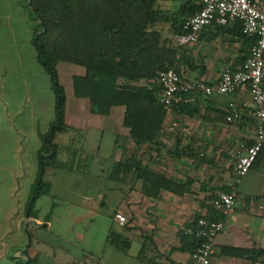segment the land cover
Returning <instances> with one entry per match:
<instances>
[{
  "label": "crops",
  "instance_id": "crops-1",
  "mask_svg": "<svg viewBox=\"0 0 264 264\" xmlns=\"http://www.w3.org/2000/svg\"><path fill=\"white\" fill-rule=\"evenodd\" d=\"M184 2L157 0V7L175 13ZM157 25L168 35V23ZM238 26L205 27L196 43L179 47L172 39L180 79L212 85L224 70L240 69L248 48ZM37 29L28 0H0V264H189L193 248L183 241V230L194 225L195 215H208L217 191H233L237 204L230 213H214L223 227L211 263L264 264L263 255L252 262L222 253H264V146L244 176L237 179L232 169L239 146L254 138L247 88L195 95L187 112L170 108L156 143L137 146L122 127L124 108L90 114L88 100L76 98L72 89V78L82 77L84 68L65 63L60 70L58 62L66 129L53 144L58 162L67 165L44 170L46 192L28 207L40 136L54 120V95L31 44ZM232 109L238 116L226 123ZM173 122L176 128L169 131ZM61 150L66 156L58 158ZM87 157L93 164L88 167L80 164ZM127 158L185 191L144 189L131 171L115 168ZM116 212L126 218L124 226L112 221ZM110 232L128 242L125 251L106 242Z\"/></svg>",
  "mask_w": 264,
  "mask_h": 264
},
{
  "label": "trees",
  "instance_id": "trees-1",
  "mask_svg": "<svg viewBox=\"0 0 264 264\" xmlns=\"http://www.w3.org/2000/svg\"><path fill=\"white\" fill-rule=\"evenodd\" d=\"M28 6L39 22L31 44L54 95V120L40 136L30 207L35 196L46 192L42 181L44 170L67 165L58 162L53 144L54 136L66 129L65 99L56 64L64 62L84 68L82 77L72 78V89L76 98L88 100L90 114L106 116L110 108L121 106L124 108L122 127L128 130L129 139L137 146L155 144L167 112L158 100L159 87L155 80L159 72L168 68L176 71L172 39L181 32L184 19L198 11V5L196 0H185L175 13L160 10L157 0H28ZM159 23L169 24L167 37L154 29ZM240 35L249 49L255 37ZM188 107L170 106L178 112H187ZM115 168L131 171L132 179L141 180L146 190L176 194L185 191L184 185L141 167L140 161L133 158L124 159ZM214 213L211 208L208 215L197 214L194 218L195 221L219 220ZM182 238L193 251L197 239L185 234ZM106 242L121 251L128 248V242L114 232L107 234ZM222 253L246 257L252 262L264 256L251 250L224 249Z\"/></svg>",
  "mask_w": 264,
  "mask_h": 264
},
{
  "label": "built area",
  "instance_id": "built-area-1",
  "mask_svg": "<svg viewBox=\"0 0 264 264\" xmlns=\"http://www.w3.org/2000/svg\"><path fill=\"white\" fill-rule=\"evenodd\" d=\"M198 11L186 17L181 32L173 36L176 46L194 44L198 41L202 29L211 25L228 26L235 22L240 25L241 33L255 37L248 49V55L238 70H224L215 84L203 81H182L173 68L159 72L156 84L159 102L168 111L171 105H190L195 95L210 97L212 94L227 95L239 88H247L253 105V141L239 146V155L233 163L235 177L241 178L250 169L259 150L264 146V0H196ZM238 112L228 111L224 121L230 123ZM176 123H171L169 131H174ZM211 208L220 214L234 210L236 197L233 191L214 193L209 202ZM112 221L118 226L126 224V218L116 212ZM221 220L198 218L192 227L183 230V234L197 239L190 253L189 264H212L211 254L215 237L222 230Z\"/></svg>",
  "mask_w": 264,
  "mask_h": 264
},
{
  "label": "rangeland",
  "instance_id": "rangeland-1",
  "mask_svg": "<svg viewBox=\"0 0 264 264\" xmlns=\"http://www.w3.org/2000/svg\"><path fill=\"white\" fill-rule=\"evenodd\" d=\"M164 25H165V24H164ZM165 26H167V25H165ZM160 27H161V25H157V26L154 27V29L157 30V31H159V32L161 33L162 37H167L166 31H165L166 29H165V28H160ZM160 30H161V31H160ZM162 32H163V33H162ZM164 33H165V34H164ZM59 65H60L59 68H60V70H61V69H62L61 66H62V65H67V64L61 62V63H59ZM106 135H107V134H104L103 143H105V141H106ZM104 152H105V147L102 146V148L100 149V155H102ZM66 153H67L66 151L61 150V152L58 154V155H59L58 158H63V157H65V156H66ZM90 161H92V158H88V157H87L86 160L80 161V164H81V165H85V164H86V166L88 167V166L93 165ZM78 163H79V162H78ZM101 166H102V167H105V166H106V163H102ZM89 168H91V167H89ZM132 242L134 243L135 240L132 239Z\"/></svg>",
  "mask_w": 264,
  "mask_h": 264
}]
</instances>
